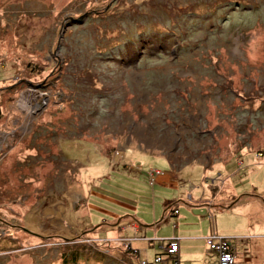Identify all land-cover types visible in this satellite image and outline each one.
<instances>
[{
  "label": "rangeland",
  "instance_id": "1",
  "mask_svg": "<svg viewBox=\"0 0 264 264\" xmlns=\"http://www.w3.org/2000/svg\"><path fill=\"white\" fill-rule=\"evenodd\" d=\"M2 86L0 264H264V0H0Z\"/></svg>",
  "mask_w": 264,
  "mask_h": 264
},
{
  "label": "crops",
  "instance_id": "2",
  "mask_svg": "<svg viewBox=\"0 0 264 264\" xmlns=\"http://www.w3.org/2000/svg\"><path fill=\"white\" fill-rule=\"evenodd\" d=\"M160 135H159V137H157L156 135H152L151 137H149V136H147V138H146V140H150V143H152V142H158V143H160ZM143 141H145V140H143ZM157 143V144H158ZM188 147V146H187ZM163 149V148H162ZM165 149H167V148H165ZM186 148H184V153L186 154L187 152H186ZM188 151V150H187ZM243 151L244 152H238L236 155H234L235 157H238V158H240L241 159V161L243 160V155L246 153V150L245 149H243ZM255 151V154H256V150H254ZM180 152V151H179ZM194 152H192L191 154H193ZM164 155L169 159V161L171 162V167L172 168H174V166H176V164L178 165V164H182V163H184L183 161H180V160H178V157H173V156H175V155H170V154H168V153H164ZM257 157H259V158H261V159H263L264 160V157H260V156H257ZM208 159V158H207ZM207 159H202V158H200V157H198L196 154H193V156H189V159L187 158V160H185L186 162H185V164H188V163H190V164H192V163H196V162H199V163H201V164H203V166L205 167V168H209L210 170H213L215 167H219V166H221V160L220 161H218V160H213V161H209V160H207ZM251 160H252V158H251ZM253 160H255V158H253ZM177 162H180V163H177ZM192 162V163H191ZM249 164H251V162L249 161L248 162ZM159 170V169H158ZM158 172V171H157ZM157 172H154L155 173V175H157L156 176V182L157 183H159V184H161V185H163V186H165L166 184L168 185V184H172L173 182L175 183V180H172V179H174L172 176H169L168 174L170 173V171H166V172H164V171H162V170H159V172L160 173H157ZM212 172V171H211ZM165 173V174H164ZM206 173V172H205ZM204 173V174H205ZM154 175V174H153ZM221 176V174H220V172H219V175L217 176V175H215L214 177H212L211 179H210V181H211V183H206V182H204V184H206L207 185V187H206V190H207V192L208 191H210L209 190V188H211V187H213L215 184H216V182H217V178L216 177H220ZM204 179H207L208 180V178H206V177H204ZM223 181V183H221V186L220 187H224L225 185H224V180H222ZM207 182H209V181H207ZM149 183H153V182H151V181H149ZM155 183V182H154ZM193 186L194 185H191L190 186V189L188 190L187 189V197H188V202L187 203H185V205H186V207H187V211L188 210H191V209H193V206H199V207H204V208H206L205 206L206 205H208L207 207H209V210L212 212V210L211 209H213L214 207H212L211 205H209V204H205L206 202L205 201H202L204 198H207V200H208V203H209V201H210V197L208 198V197H203L202 195V197H198V198H194L193 197ZM213 192V191H212ZM211 192V195H212V197H215V193H212ZM224 193H221L222 195L221 196H224V198H225V196H226V198L228 199V197H231L230 198V200L232 199V198H235L236 200L238 199V200H243V198H242V196H244V195H246V194H240L239 196H236V194H234L233 193V191L231 190V191H229V188H227L226 187V191H223ZM195 196H198V194L197 193H195ZM221 196H220V198H221ZM223 198V199H224ZM238 200H237V202H238ZM201 203H204V204H201ZM175 207H176V209H177V217L176 218H178L177 219V221L180 223V221H179V218H181V217H184L185 216V214H183V213H181L180 215H179V210H178V205L177 204H175L174 205ZM231 206V205H230ZM230 206H228V207H230ZM171 215L173 214V213H171V212H169ZM175 214V215H176ZM264 214V213H263ZM208 220H209V218H208ZM209 221H212V219L211 220H209ZM248 221H249V219H248ZM213 222V221H212ZM137 223V222H136ZM252 225H255V228L254 229H252L253 230V233H255V232H262V233H264V216H263V220H262V218H261V220H260V223L258 224V222H256L255 224H253L252 223ZM209 226H210V224H209ZM206 227V229L204 230V231H201V229H200V227H190V228H184V229H181L180 231H181V234L179 235L180 237L178 238V237H176V239L178 240V242H179V247H178V254H179V250L181 251V249H182V244L183 243H185V244H193V245H188L189 246V248L191 247V246H195L196 245V242H195V238H196V236H198V238H201L202 239V241H203V236L204 235H206L207 233H210L211 231H214V232H216L217 234H220V233H218L217 231H216V229H214V223H212V227L210 226V227ZM197 231H200V232H197ZM223 235V234H222ZM251 235H254V234H251ZM259 237H254V238H252L251 239V241L252 240H255V239H258ZM262 241H264V240H262ZM202 243H204V241L202 242ZM155 245V244H154ZM246 246V245H245ZM250 246H251V244L250 243H247V247H245V250H247V251H249V248H250ZM206 250V249H205ZM196 253V251H194V254ZM206 254H204V252H203V250H200V252L198 253V255L200 256V258H199V260L201 261V264H204V261L208 258V255H209V252H205ZM179 257V256H178ZM207 257V258H206ZM179 259H180V257H179ZM181 261V260H180Z\"/></svg>",
  "mask_w": 264,
  "mask_h": 264
},
{
  "label": "built area",
  "instance_id": "3",
  "mask_svg": "<svg viewBox=\"0 0 264 264\" xmlns=\"http://www.w3.org/2000/svg\"><path fill=\"white\" fill-rule=\"evenodd\" d=\"M216 236V235H214ZM219 239L218 240H213L210 241L209 247L213 251L209 252L212 255L215 254L214 259L218 257L219 261L217 264H234L235 263V253H234V248L235 246L233 243L230 242L229 239L223 237V236H216ZM211 239V238H210ZM217 241V242H215ZM231 243V244H230ZM218 255V256H217ZM160 261V258L157 257L155 258L152 262L158 263ZM210 263L208 264H216V262H213L211 259H208ZM142 262V261H141ZM140 262V264H141ZM143 264H148L147 262H142Z\"/></svg>",
  "mask_w": 264,
  "mask_h": 264
},
{
  "label": "bare ground",
  "instance_id": "4",
  "mask_svg": "<svg viewBox=\"0 0 264 264\" xmlns=\"http://www.w3.org/2000/svg\"><path fill=\"white\" fill-rule=\"evenodd\" d=\"M6 78H8V77H6ZM26 147H27V146H26ZM25 149H26V148H25ZM251 158H252V160H253V158L256 159V156H255V157H251ZM253 161H254V160H253ZM154 170H155V171H158L157 173H160L159 170H158L157 168H155ZM150 171H152V170H150ZM164 174H165V173H164ZM209 197L212 198L211 193L209 194ZM223 198H224V196H221V198L219 197V199H221V200H219V201H225V199H223ZM202 201H205V202H206L205 204H209L207 198H204ZM201 204H204V203H201ZM206 206H207V205H206ZM251 237H252V238H254V237L257 238V237H259L258 240L261 241V240H263V238H264V233H262V232H258V233L255 232V234H254V235H251ZM256 240H257V239H255L254 241L256 242ZM235 246H236V245H235ZM33 247H36V246H33ZM33 247H32V248H33ZM237 247H238V246H237ZM237 247L234 248L235 256H236V248H237ZM243 248H245V245H244ZM244 250H245V249H244ZM138 264H139V261H138Z\"/></svg>",
  "mask_w": 264,
  "mask_h": 264
},
{
  "label": "trees",
  "instance_id": "5",
  "mask_svg": "<svg viewBox=\"0 0 264 264\" xmlns=\"http://www.w3.org/2000/svg\"><path fill=\"white\" fill-rule=\"evenodd\" d=\"M7 89H11V87H10V86H8V87H6V86H2V87H0V90H1L0 92H3L4 90H7ZM0 106H1V105H0ZM1 110H2V109H1V107H0V115L2 114V111H1ZM256 150H257V151H256V155H257V156H259V154H260L259 151H264V149H258V148H257ZM211 188H212V190H214L215 187H211ZM230 201H231V202H230V204H231V203H233L234 201H236V199H235V198H232ZM171 203H172V202H171ZM230 204H229V205H230ZM169 205H170V202H169V201H166V202L164 203V208H165V209H166V208L168 209V208H169ZM174 205H175V204H174ZM229 205H228V206H229ZM228 206H227V207H228ZM171 210H173V208H172ZM169 211H170V210H169ZM172 213H174V211H173ZM176 258H177V257H176ZM169 264H170V262H169Z\"/></svg>",
  "mask_w": 264,
  "mask_h": 264
}]
</instances>
